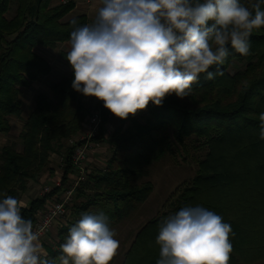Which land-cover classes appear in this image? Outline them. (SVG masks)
I'll list each match as a JSON object with an SVG mask.
<instances>
[{
  "label": "trees",
  "instance_id": "1",
  "mask_svg": "<svg viewBox=\"0 0 264 264\" xmlns=\"http://www.w3.org/2000/svg\"><path fill=\"white\" fill-rule=\"evenodd\" d=\"M252 2L241 0L245 6ZM11 5L14 11L7 17ZM73 7L71 0L57 4L52 0H0V133L10 128L7 117L21 110L19 89L50 71L48 62L33 48L53 47L69 40L75 27L86 25L85 15L63 20ZM250 42L247 56L229 46L224 63L210 68L219 74L213 80L200 74L188 97L180 99L173 93L162 106L150 102L143 122L130 115V125L111 133V155L102 169L78 182L76 196L81 200L72 205L76 219L59 226L54 246H45L50 257L60 255L59 245L83 212L102 210L110 228L127 219L152 190L149 180H141L149 165L175 144L183 147L185 139L194 136L207 148L197 163L198 172L178 191L168 214H155L140 226L121 264H156L161 222L184 207L196 206L213 211L231 225L234 235H229L233 248L229 264H264V140L259 139V114L264 112V27L253 30ZM67 53H62L64 58ZM236 60L246 62L244 69L228 73L227 67ZM73 78L71 68L68 77L51 85L52 98L43 92L35 95L34 108L19 133L21 151L13 144L0 148V199L12 196L20 200L28 181L49 168L47 156L54 144L80 128L84 95L72 89ZM108 111L101 106V125ZM70 153L71 149L65 173ZM57 191L54 188L31 199L21 209L22 216L34 223L37 211Z\"/></svg>",
  "mask_w": 264,
  "mask_h": 264
},
{
  "label": "clouds",
  "instance_id": "2",
  "mask_svg": "<svg viewBox=\"0 0 264 264\" xmlns=\"http://www.w3.org/2000/svg\"><path fill=\"white\" fill-rule=\"evenodd\" d=\"M91 25L70 33L66 59L71 87L103 101L114 116L127 119L151 102L162 106L171 94L188 97L200 74L213 80L229 46L250 54L254 29L264 27V0H101ZM264 140V112L259 114ZM22 201L0 199V264H110L119 248L101 210L83 212L69 228L60 255L50 257L40 232L26 220ZM231 225L204 207H184L159 225L156 264H229Z\"/></svg>",
  "mask_w": 264,
  "mask_h": 264
},
{
  "label": "rangeland",
  "instance_id": "3",
  "mask_svg": "<svg viewBox=\"0 0 264 264\" xmlns=\"http://www.w3.org/2000/svg\"><path fill=\"white\" fill-rule=\"evenodd\" d=\"M14 5L10 7V11L7 13V17H10L14 11ZM94 22V21H93ZM50 62L52 64V72L47 77L39 78L38 80L31 82L30 86L22 87L20 90V98L22 101L21 112L15 116L7 117L10 123V130L7 133H0V148L5 144H13L15 150L21 151V140L18 137L19 130H21L24 116H27L31 111L34 105V96L37 92L42 91L50 98L53 96L50 86L53 81L61 78L67 74V67L65 63L61 62L58 57H51ZM246 65L245 61H232L230 65L227 67V71L230 74L238 70L244 69ZM92 106L90 107V109ZM89 107L85 108L83 111V115H88L90 110ZM145 111V113H143ZM140 112V111H139ZM142 121L147 116L146 110H142ZM115 121L110 122V133L113 132L115 128L121 127L117 124V117L115 116ZM203 140L190 136L185 139V143L183 147H179L178 145H174L172 150L166 153L160 160L154 162L152 165H149V172L147 176L142 177L141 180H149L152 184V190L149 192L148 197L141 203L138 208L125 220H121L117 224L113 225L111 229H113L116 233L115 238L119 241V248L116 252V255L110 261V264H121L120 261L123 259V254L127 250L129 244L131 243L134 234L137 230L142 226L147 219H150L155 214H161L163 212L169 213L170 203L178 194L184 186L188 185L190 180L198 172L199 166L197 163L203 158L207 148L202 145ZM66 143L65 140H61L59 143L54 144L53 151L50 153L48 160V169L44 170L42 173L36 175L32 180H29L26 190L21 195V200L23 202L28 203L34 197L42 196L45 192L44 188L47 187L50 190L53 188L55 181L57 180V175H55L53 170L50 172L52 168L50 165H54L57 161L56 159L61 155L66 154ZM103 163L92 164V167L99 166L100 168L104 167V162L110 157L111 151L109 152L106 147H104L103 151ZM88 158V156H87ZM87 158L82 165V170L75 169L72 173L74 177L71 178L72 181L75 179L76 175L78 177H82L81 180H85L86 175V167H89V160L87 163ZM93 168H91L92 170ZM72 177V176H71ZM77 178L72 182L75 183ZM80 180V181H81ZM79 181V182H80ZM79 187V184H77ZM49 190V191H50ZM86 193H90V191L86 190ZM77 191L75 189L72 201L68 206V211L63 217L62 222H66L68 224L70 222L75 221L76 216L72 213V205L74 203H78L81 198L76 196ZM63 222V223H64ZM60 223H57L50 231V234H47L46 237L41 239V242L44 246H54L56 242L57 230L59 228Z\"/></svg>",
  "mask_w": 264,
  "mask_h": 264
},
{
  "label": "crops",
  "instance_id": "4",
  "mask_svg": "<svg viewBox=\"0 0 264 264\" xmlns=\"http://www.w3.org/2000/svg\"><path fill=\"white\" fill-rule=\"evenodd\" d=\"M62 1H68V0H52V4H57V3L62 2ZM71 1H73L74 7L63 17V20L67 21L68 19H72V18H74V17H76L78 15H85L86 18H87L86 25H91L93 23V21H95L96 16H97V11L102 6L101 0H71ZM33 49L38 55L42 56L46 60V62H48L49 66H50L49 73L47 75H45V76H41L40 78L47 77L48 75L51 74V72H52V64L50 62V58L51 57H53V58L54 57L55 58L58 57V59L61 62L65 63V65H66V67L68 69L67 74L65 76L61 77V78L69 76L70 70H71L70 64L67 63L66 59L63 57V54H62V53L68 52L70 50L69 40H66V41H63V42H59L53 47H51V46H42L41 47L40 45H38V46H35ZM61 78H58L57 80L53 81V83L59 81ZM38 79H36V80H38ZM36 80H33L32 82H34ZM28 86H30V84ZM25 87H27V86H25ZM50 88H51V86H50ZM39 92H42V91H39ZM51 92H52V90H51ZM81 104H82V107H83V111L85 110V108L89 107V109H87V110H90V112L95 110V109H97L98 107H100V109H101V106L104 105V104L98 103L97 99L95 97H86V96H83L81 98ZM34 105H35V103H34ZM34 105H33L32 109L34 108ZM91 106H92V108L90 109ZM21 108H22V105H21ZM20 112H21V110H20ZM29 113H28V115H29ZM143 113H145V111ZM18 114H16V115H18ZM28 115L24 116L25 117L24 118V122L27 119ZM11 116H15V115H10V117ZM141 116H142V112L140 111L134 116V118L136 120H138L139 123H140V122H143ZM114 118H115V116L110 111H108L107 119L102 125L99 126L98 133L96 135H94V136L89 138L88 152H87V156H88L87 163H88V160H89L90 164H89L88 168H87V164L85 165L86 172H87L85 174H88V173H90L92 171H95V170L102 169L99 166H96L95 169H94V167H92V164H95L94 162L103 163L102 160H103L104 156H103L102 153L104 151V147H106L109 152L111 151V144L109 142V139H110V135H111L112 132L110 133V130L108 129V127H110V122L111 121H112V123H113V121H115ZM24 122H23V125H24ZM117 124L120 125V126L122 125L121 126V130H124L126 128V126L130 125V120L127 119V120H125L124 122L121 123L120 118L117 117ZM9 125H10V123H9ZM23 125H22V128H23ZM22 128H21V130H22ZM9 130H10V128H9ZM9 130H7V131H9ZM85 131H86V120H85V116H84L82 121H81V126L78 129V131H76V133L73 134V136L68 137L66 139H63V140H65V143H66V146H67L66 154L65 155H61L60 157H58L56 159L57 161L54 163L53 166L49 164V166H51L50 168H52L50 170V172L53 170L54 171L53 173L55 175L58 174L57 175V180L55 181L54 186L52 188V189L58 188V191L55 194H53V196H49V198L45 201L44 207L46 205H48V202L51 199H53L56 195H58V192L61 191L62 188H64L65 186L71 184L77 178V175H76V177H75V179L73 181L71 179V178L74 177V174L72 172L75 170L73 168V166L71 165V163H70L69 170L65 173V168L67 167V156L66 155H67V152L69 151V149H71V147H72L71 144H70V140L73 141V140L77 139L80 136H84L85 135L84 134ZM18 137H19V134H18ZM49 155L47 156L48 160L50 159ZM107 160L104 162V164L107 162ZM91 168H93V169L91 170ZM64 176H65L66 179H65L64 184H62L61 182H62V178ZM19 201L23 202V200H21V198H20ZM23 204L26 205L27 203L23 202ZM60 225H65V224H60ZM55 238L57 239V235H56Z\"/></svg>",
  "mask_w": 264,
  "mask_h": 264
},
{
  "label": "built area",
  "instance_id": "5",
  "mask_svg": "<svg viewBox=\"0 0 264 264\" xmlns=\"http://www.w3.org/2000/svg\"><path fill=\"white\" fill-rule=\"evenodd\" d=\"M97 102L103 104V101H100L98 99ZM101 113V109L100 107H98L97 109L91 111L88 115H85V135L80 136L73 141L70 140V144L72 147L69 156L70 163L74 169L82 170V165L87 158L89 138L98 133L99 126L102 122ZM81 179L82 177H78L75 183H71L62 188V190L58 192V195H56L48 202V205H46L42 210L37 211L35 215V221L33 223V230L40 232V241L41 239L46 237L47 234H50V231H52V228L57 223H66L64 221V223L62 222L63 217L66 214V211H68L67 209L70 205V202L72 201L78 181ZM44 190L45 192H49L50 189L45 187ZM43 247L45 249L44 245Z\"/></svg>",
  "mask_w": 264,
  "mask_h": 264
}]
</instances>
